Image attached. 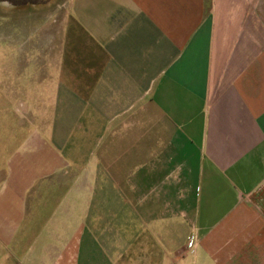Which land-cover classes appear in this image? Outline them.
<instances>
[{"label":"crops","instance_id":"1","mask_svg":"<svg viewBox=\"0 0 264 264\" xmlns=\"http://www.w3.org/2000/svg\"><path fill=\"white\" fill-rule=\"evenodd\" d=\"M0 18L37 87L13 105L0 264H264V0H0Z\"/></svg>","mask_w":264,"mask_h":264},{"label":"rangeland","instance_id":"2","mask_svg":"<svg viewBox=\"0 0 264 264\" xmlns=\"http://www.w3.org/2000/svg\"><path fill=\"white\" fill-rule=\"evenodd\" d=\"M11 40L0 32V178L3 176L5 159L12 149L8 135H16L17 129H21L20 122H23L20 121V116L14 113L15 100L22 95H31L37 88L36 79L28 83L26 76L36 70L35 65L30 62L20 63L21 50H24L25 58L29 59L33 54L32 49L25 44L21 46L17 45V42L12 43ZM19 75L25 77L20 79Z\"/></svg>","mask_w":264,"mask_h":264},{"label":"built area","instance_id":"3","mask_svg":"<svg viewBox=\"0 0 264 264\" xmlns=\"http://www.w3.org/2000/svg\"><path fill=\"white\" fill-rule=\"evenodd\" d=\"M188 247H194L195 246V244H196V239H195V237H193V236H190L189 237V239H188Z\"/></svg>","mask_w":264,"mask_h":264}]
</instances>
